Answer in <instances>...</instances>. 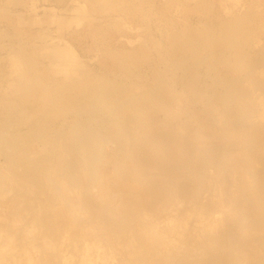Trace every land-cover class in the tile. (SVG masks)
Wrapping results in <instances>:
<instances>
[{
  "label": "bare ground",
  "instance_id": "bare-ground-1",
  "mask_svg": "<svg viewBox=\"0 0 264 264\" xmlns=\"http://www.w3.org/2000/svg\"><path fill=\"white\" fill-rule=\"evenodd\" d=\"M164 25L149 75L79 82L81 62L55 46L64 78L42 85L24 44L12 53L0 264H264V19ZM25 219L34 242L10 247Z\"/></svg>",
  "mask_w": 264,
  "mask_h": 264
},
{
  "label": "rangeland",
  "instance_id": "rangeland-1",
  "mask_svg": "<svg viewBox=\"0 0 264 264\" xmlns=\"http://www.w3.org/2000/svg\"><path fill=\"white\" fill-rule=\"evenodd\" d=\"M199 14L217 23L242 14L245 25L255 28L264 19V0H0V104L2 99L19 94L20 77L11 70L15 67L11 58L16 50L21 52L20 44L30 53L31 65L38 69L42 85L64 78L53 71L47 57L49 49L55 46L71 49L81 62L74 68L75 73L80 69L77 77L91 70L98 74L117 73L125 66L149 75L159 52L154 40L162 44L165 41L164 24L172 21L184 25L187 20L201 19ZM227 56L232 60L233 53ZM82 75L81 79L76 75L73 78L81 82ZM162 116L156 114L157 118ZM110 149L107 145L103 153ZM49 212L45 215L52 221ZM20 223H16L22 227L19 239L9 241L10 247L17 243L21 248L29 247L34 242L36 227L29 226L30 219ZM27 257L32 258L29 250L21 259Z\"/></svg>",
  "mask_w": 264,
  "mask_h": 264
}]
</instances>
